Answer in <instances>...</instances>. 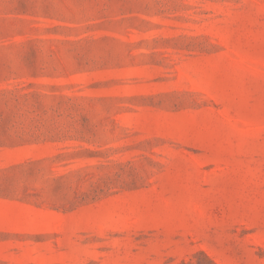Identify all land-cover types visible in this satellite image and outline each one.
<instances>
[{
	"label": "rangeland",
	"instance_id": "1",
	"mask_svg": "<svg viewBox=\"0 0 264 264\" xmlns=\"http://www.w3.org/2000/svg\"><path fill=\"white\" fill-rule=\"evenodd\" d=\"M0 264H264V0H0Z\"/></svg>",
	"mask_w": 264,
	"mask_h": 264
}]
</instances>
